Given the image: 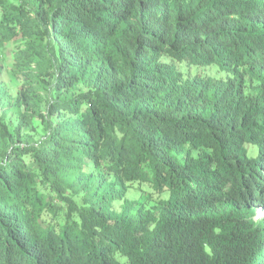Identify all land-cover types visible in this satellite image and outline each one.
Returning a JSON list of instances; mask_svg holds the SVG:
<instances>
[{
	"label": "trees",
	"instance_id": "trees-1",
	"mask_svg": "<svg viewBox=\"0 0 264 264\" xmlns=\"http://www.w3.org/2000/svg\"><path fill=\"white\" fill-rule=\"evenodd\" d=\"M12 41L0 264H264V0H0Z\"/></svg>",
	"mask_w": 264,
	"mask_h": 264
},
{
	"label": "rangeland",
	"instance_id": "rangeland-1",
	"mask_svg": "<svg viewBox=\"0 0 264 264\" xmlns=\"http://www.w3.org/2000/svg\"><path fill=\"white\" fill-rule=\"evenodd\" d=\"M23 47V43L19 41H12L5 44L2 48H0V62L2 64V72L0 76V81L2 83L3 88L7 91L8 94L15 96L18 89L22 85V78L19 75L13 73V59L14 53L18 50L19 47ZM204 72L208 74H213V68H204L202 69H193V72ZM84 87L80 86L79 90H83ZM43 99V97H42ZM42 111H45V103L41 102ZM0 118L8 127L10 132L13 131V127L16 126L18 122L17 114L14 109H10L8 111H4L3 107L0 105ZM52 120H55V117H51ZM21 133L28 135L30 139L36 141L39 139L44 131L43 125L39 119L33 118L31 120V126L28 128H22ZM149 195H151L149 197ZM126 198L129 200H141L144 202V206L149 208L152 204L155 203L157 198V194L154 193L150 189L147 184H133L131 188H129L126 192ZM121 201H117L113 203V208L116 211H119L121 208ZM261 211V212H260ZM258 214H262L263 210L258 209ZM57 221L62 222L61 219L56 218Z\"/></svg>",
	"mask_w": 264,
	"mask_h": 264
},
{
	"label": "clouds",
	"instance_id": "clouds-1",
	"mask_svg": "<svg viewBox=\"0 0 264 264\" xmlns=\"http://www.w3.org/2000/svg\"><path fill=\"white\" fill-rule=\"evenodd\" d=\"M260 212H261V211H260ZM257 215H259L258 212H257Z\"/></svg>",
	"mask_w": 264,
	"mask_h": 264
}]
</instances>
